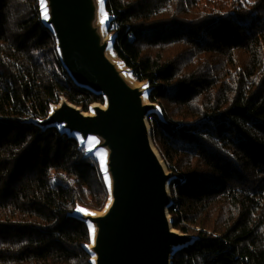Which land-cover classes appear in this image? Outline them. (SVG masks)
Returning a JSON list of instances; mask_svg holds the SVG:
<instances>
[{
    "label": "trees",
    "instance_id": "obj_1",
    "mask_svg": "<svg viewBox=\"0 0 264 264\" xmlns=\"http://www.w3.org/2000/svg\"><path fill=\"white\" fill-rule=\"evenodd\" d=\"M110 50L150 87L169 215L193 237L173 264H264V0H104ZM104 97L63 66L39 0H0V264H93L108 183L97 155L37 123Z\"/></svg>",
    "mask_w": 264,
    "mask_h": 264
},
{
    "label": "water",
    "instance_id": "obj_2",
    "mask_svg": "<svg viewBox=\"0 0 264 264\" xmlns=\"http://www.w3.org/2000/svg\"><path fill=\"white\" fill-rule=\"evenodd\" d=\"M45 3L44 24L56 38L63 66L76 85L105 100L86 115L62 98L48 119L37 123L76 135L82 145L90 143L89 154L104 155L109 202L102 214L78 215L95 229L87 247L93 264H173L176 252L194 238L176 231L169 215L174 175L154 146L148 123L152 114H161L160 107L149 102L150 87L132 79L111 55L114 38L105 31L109 21L100 23L101 0Z\"/></svg>",
    "mask_w": 264,
    "mask_h": 264
},
{
    "label": "snow or ice",
    "instance_id": "obj_3",
    "mask_svg": "<svg viewBox=\"0 0 264 264\" xmlns=\"http://www.w3.org/2000/svg\"><path fill=\"white\" fill-rule=\"evenodd\" d=\"M100 10H101V17H102L101 20H100V23L103 26L107 22V20H108L107 14L104 13V11H103V0H101V9ZM41 15H42V17H43V19L45 21H47L49 19L47 5L45 3V0H41ZM109 39H111V37ZM147 87H148L147 85H144V88L145 89ZM82 143H83V141H82ZM88 151L91 152L92 149L89 148ZM101 166H102V168H103V170L105 172V181L109 184V187H110V181L108 180V177H107V168L105 166V161H103V160L101 161ZM76 211L77 212H85V210H83V209H81L79 207H77ZM85 214H87V213H85ZM89 227H90L91 234H92V240L94 242V240H95V229L92 228L91 225Z\"/></svg>",
    "mask_w": 264,
    "mask_h": 264
},
{
    "label": "rangeland",
    "instance_id": "obj_4",
    "mask_svg": "<svg viewBox=\"0 0 264 264\" xmlns=\"http://www.w3.org/2000/svg\"><path fill=\"white\" fill-rule=\"evenodd\" d=\"M108 27H109V25H108ZM108 27L107 28H105V31H106V34H107V36L109 37V36H113V35H110L109 34V32H108ZM107 29V30H106ZM131 76V75H130ZM132 78V77H131ZM150 102V101H149ZM59 105V104H58ZM57 105V106H58ZM93 106V105H92ZM91 106V107H92ZM91 107H90V111L89 112H84V114H86V115H89V114H92V112H91ZM148 123H150V121L148 122ZM150 127H151V125H150ZM152 128V127H151ZM153 144H154V142H153ZM87 145V147H88V149L89 148H91L92 149V146L90 145V143H88V144H86ZM94 155H97L98 156V158H99V161H100V163H101V161L103 160L104 161V155H103V153H101V152H96V153H94ZM166 167H167V165H166ZM103 169V168H102ZM171 173V172H170ZM170 193H171V190H170ZM172 196V195H171ZM107 206V205H106ZM105 210V209H104ZM104 210L102 211V212H95V211H91L90 213H100V214H102L103 212H104ZM90 246H92V241L90 242Z\"/></svg>",
    "mask_w": 264,
    "mask_h": 264
}]
</instances>
